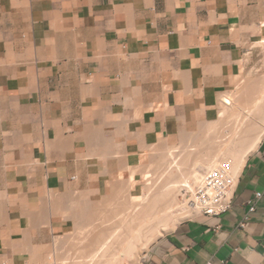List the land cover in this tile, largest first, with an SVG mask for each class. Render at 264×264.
Listing matches in <instances>:
<instances>
[{
	"label": "crops",
	"instance_id": "1",
	"mask_svg": "<svg viewBox=\"0 0 264 264\" xmlns=\"http://www.w3.org/2000/svg\"><path fill=\"white\" fill-rule=\"evenodd\" d=\"M251 112L257 134L264 0H0V264L141 199L150 152ZM208 261L264 264V136L232 208L180 221L141 264Z\"/></svg>",
	"mask_w": 264,
	"mask_h": 264
},
{
	"label": "bare ground",
	"instance_id": "2",
	"mask_svg": "<svg viewBox=\"0 0 264 264\" xmlns=\"http://www.w3.org/2000/svg\"><path fill=\"white\" fill-rule=\"evenodd\" d=\"M244 83H245V81H244ZM245 84L248 85L247 83H245ZM243 98L245 99V97H243ZM223 99H225V98L223 97ZM225 100H226V102H225ZM225 100L222 102L230 104L229 99H225ZM245 100H247V99H245ZM261 101L262 100H259L257 105H259V103H261ZM232 105L234 106V104H232ZM230 106L231 105H229V107ZM234 109L235 108H233V109L230 108V110H233L232 112H235ZM223 110H222V112H224ZM238 110H236V111H238ZM229 113L230 112H228V114ZM222 114L220 113V115L223 117ZM226 115H227V112H226ZM252 115H253V113L251 112L247 116H241L240 118H237V115H236L235 119H234V117H232V119H234V123L232 124V131L224 132L223 137H222V135L221 136L218 135L221 137V139L215 138L214 136H212L214 138L207 136L208 132L206 133V135H204L205 133L202 134V135H204L203 137L207 136V137H210V139H209L208 144H204V145L202 144L203 146L199 145L200 147L198 146V152L196 150L197 149L196 147L194 150L191 146H188V147H191L193 149V153H191V149L189 150L188 147H185L182 149L183 151L181 150L180 152H178L179 150L173 149L174 151L171 150L170 152H168V155L165 154L168 157L165 156V157H167V159L164 162H161V163H163L161 165V167H160V165H157L159 168L152 166V167H154V169L157 168L156 172H155L157 174V176L155 175V177H153L152 173L149 175L147 174L148 175L147 180L149 182L147 181L148 184L144 188V194L141 197V199L131 200L130 202H128L130 199H127L128 201L125 204V206L123 204V206L125 207V209L124 208L123 209L125 211L121 212L119 210L120 214L122 216L119 214V211H118V213L116 212L117 214H116V216H114L115 218H117V215L119 214L122 217V218H119V215H118L119 219H117V220L122 219L121 221H118V226H116V224L112 225L113 226L112 230L110 229V231H108V232H105L101 235L99 234L100 236L97 237V238H99V242L97 241L98 245L95 246L96 249L90 253L88 251L89 255L87 254L88 256H86L84 258V260L82 259V261H80L81 264L82 263L83 264H121L122 260L124 258H129L131 261L130 264H137L139 259H140L141 253L143 251H147V249L150 247V245L153 242H155L159 237H161L164 234L171 231L173 229V227L176 224H178L180 221L197 216L196 213H192L186 208V203H183V201L179 200V196L182 194L183 188H185L187 186L191 187L189 185L190 182L193 181L194 184H196L202 178V174L198 170V167H204L208 170L214 169L217 167H223L230 173L231 177L236 181L237 176L239 175V172L241 171L242 166H243L246 158L248 157L249 154H251L257 148L261 139L264 136V128L260 129L257 134H252V132H253L252 127H253V124L255 123L252 119ZM232 116H234V115H232ZM238 116H240V115H238ZM226 119H228V118H226ZM219 120H218V122H220ZM223 122H225V121H223ZM209 125H210V127L212 126L211 124H209ZM206 127H208V126H206ZM205 130H206V128H205ZM212 130L214 131V128L209 129V131H211V132H212ZM207 131H208V129H207ZM216 133H217V131H216ZM218 133L220 134L221 132H218ZM209 135H210V132H209ZM201 137L199 138L200 140H201ZM205 139H207V138H205ZM200 140H198V141H200ZM201 142H203V141H201ZM204 142H206V141H204ZM216 143H217V146H218V143H225V144H222L218 147L216 146L214 148L213 152H211L212 146H210V145L214 144V146H215ZM196 145H198L197 142H196ZM206 146H208V147L206 148ZM208 148H211V149H208ZM163 153H165V152H163ZM166 153H167V151H166ZM161 156L164 157L163 155H160V157ZM206 156H208L207 159H205V160H207V162H203V161H205L203 159V157L206 158ZM160 157H159V159H160ZM112 221L113 220L111 219V222ZM153 224H154V226H153ZM88 230L89 229H87V227H83V229H81V232L79 234H77L79 237L77 236L78 238H76V236H75V238L77 239L76 241L74 239L69 240L70 238H67L70 242L75 241L76 245H73L71 247V245H72L71 244L69 246V248H71V249H69L70 251L71 250L73 251L75 249L74 247H76L75 250L77 252L75 255L80 253L82 246L85 244L88 237L90 236V235H88V232H89ZM86 231H87V233H86ZM93 237L95 240L96 237L95 236H93ZM65 239L66 238H64V239L62 238V243L65 242V244L68 246L69 243L67 244L66 243L67 240H65ZM60 240L61 239H59L58 241H60ZM54 242H55V240H54ZM59 243H58L57 247L61 246L60 244H62V243H60V244ZM86 243H88V242H86ZM66 245L64 247H66ZM94 245H95V242H94ZM66 249H68V248H65V250ZM49 250H52V249L50 248ZM60 250L59 249L57 250L58 253L56 251L57 255L59 253H61V252H59ZM42 251H44V250H42ZM54 252H52V253H54ZM65 252L66 251H64L62 254H64ZM67 252H68V250H67ZM50 253H48L49 256H51V254H52V253L51 254ZM43 254L45 255L46 253L44 252ZM48 254H46L47 258H49V256H47ZM38 255L40 256L41 254H38ZM38 255H37V258L39 257ZM44 255H43V258H41L43 261H44V257H45ZM57 255L55 256V258H58ZM66 255H67V253H66ZM59 256L62 257L61 254H59ZM41 257H42V255H41ZM46 257H45V259H46ZM52 257H53V255H52ZM64 257H66V256H64ZM75 257H77V256H75ZM74 258H72V259L74 260ZM65 259L61 260L60 263L57 262L56 264H77L75 262H71V260L66 261L67 259L66 260ZM58 260H59V258H58ZM76 260L79 261L80 259L79 260L76 259ZM50 261L51 260L49 259V261H47V263L48 262L50 263ZM52 261H53V259H52ZM54 261H55V259H54ZM33 262H35V260Z\"/></svg>",
	"mask_w": 264,
	"mask_h": 264
},
{
	"label": "rangeland",
	"instance_id": "3",
	"mask_svg": "<svg viewBox=\"0 0 264 264\" xmlns=\"http://www.w3.org/2000/svg\"><path fill=\"white\" fill-rule=\"evenodd\" d=\"M227 117H229V116H227ZM232 118V117H231ZM231 118H229V119H227V120H225V122H221V123H217V124H214L213 126H212V129L214 128V131L212 130V132L210 133L212 136H214L215 138H220L221 139V135H222V137H223V133L224 132H230V131H232V123H233V120H231ZM220 127V128H219ZM216 128V129H215ZM228 128V129H227ZM216 131H217V133L218 132H221L220 134L218 133H216ZM213 133H216L215 135L213 134ZM218 135H220V136H218ZM201 136L203 137V135L201 134ZM200 135L198 136H195L194 137V139H195V141H194V139H191V141H189V143L187 144V146H191L194 150H195V147L197 148L196 150H197V152H198V146L200 145V146H202V143L203 142H201V141H203V139H205V137H201ZM201 137V140L199 139ZM213 137V138H214ZM198 140H200V141H198ZM196 142H197V144L198 145H196ZM201 142V143H200ZM222 144H225V143H218V146H220V145H222ZM186 145H185V143H183V144H181L180 146H178V147H175L174 149L176 150H179L178 152H180L182 149H183V147H185ZM199 146V147H200ZM210 146H212V149L211 148H208V149H211L212 151L211 152H213V150H214V148L217 146V143L215 144V146H214V144H211ZM217 146V147H218ZM191 147H188V149L190 150L191 149V153H193V149L191 148ZM208 146H206V148H207ZM174 151L173 149H170L169 151ZM183 151V150H182ZM160 153V152H159ZM157 151H152V152H150L149 153V155H150V160H149V162H147V164H145V166L142 168V170H141V177H142V179H141V181H142V183H141V186H142V189H144L146 186H147V184H148V182L147 181H145L144 180V175H145V173L146 172H148L147 174L149 175V174H151L152 173V175H153V177H155V175L157 176V174L155 173L156 172V169L157 168H155L154 169V167H157V165H160V163H161V158L159 159V157H160V154H159ZM207 157L208 156H206V158H204L203 157V159L205 160V159H207ZM160 160V161H159ZM160 162V163H159ZM203 162H207V160H205V161H203ZM152 166H154V167H152ZM198 170L201 172V174H202V172H204V170H206V168H204V167H198ZM154 173V174H153ZM147 175V176H148ZM157 178V177H156ZM147 182V183H146ZM161 185V184H160ZM179 200H180V198H179ZM125 201L124 202H120V203H116L110 210H108L109 212H111L112 214H110V215H106V216H99L98 217V222H97V224H92V225H90V227H87V229L89 228L90 230H88L89 232H88V235H90L89 237H88V239H87V241L86 242H88V243H86L85 242V244L82 246V249L80 250V253L79 254H77V255H75L76 254V247H74L75 249L71 252L69 249H71V248H69V246L71 245V247L73 246V245H76L75 244V241L77 240L76 238H78L79 236L77 235V234H79L80 233V231H81V228H78L77 230H75V231H73L72 233H69V234H65V235H55V237H54V240H56V239H58L59 240V238H66L65 240H67L66 241V243L68 244V246L65 244V242H63L62 243V240H60L59 242L60 243H62V244H60L59 242V244L61 245V246H59V247H56V245H55V243H54V240L53 241H51V243H49L48 245H46L45 247H43V250L45 251V253L47 254V253H50L51 251L52 252H56L58 249L60 250L59 252H61L60 254L62 255V257L61 256H59V254L57 255V253H58V251H57V253H55V256L57 255V257L59 258V260H58V258H55L54 256L52 257V252L50 253L51 254V256H50V260L52 261V259H53V263H60L61 262V260H64L65 258L67 259H65L66 261H70L71 260V262H75V263H77V264H81V262L80 261H82V259L84 260V258L86 257V256H88L89 255V253L90 252H92L93 250H95L96 249V247L95 246H97L98 245V242H99V238H97V237H99L101 234H103V233H105V232H108V231H110V229L112 230L113 229V226L112 225H115L116 224V226H118V221H121L122 219H120V220H117V219H119V218H122L121 216V214H120V211L122 212V211H125L124 209H125ZM123 204H124V206H123ZM124 208V209H123ZM120 210V211H119ZM118 211H119V214L121 215H119V218H118V215H117V218H115L114 216H116V214L118 213ZM117 212V213H116ZM114 217V218H113ZM196 217V216H195ZM194 218V217H193ZM111 219L115 222H111ZM105 220H108V222L107 223H105ZM117 222H116V221ZM110 221V222H109ZM120 223V222H119ZM112 226V227H111ZM115 226V227H116ZM153 226H154V224H153ZM114 227V228H115ZM92 229V230H91ZM94 229V230H93ZM97 229V230H96ZM99 231V232H98ZM101 231V232H100ZM78 232V233H77ZM86 233H87V231H86ZM94 234V235H93ZM100 234V235H99ZM67 235V236H66ZM73 235V236H72ZM66 236V237H65ZM69 236V237H68ZM75 236H76V238H75ZM78 236V237H77ZM93 236H95L96 238H95V240H94V237ZM58 237V238H57ZM72 237V238H71ZM56 238V239H55ZM67 238H70L69 240H75V241H69ZM89 240V241H88ZM91 240V241H90ZM98 241V242H97ZM94 242H95V245H94ZM97 243V244H96ZM155 243V242H154ZM94 246H93V245ZM66 245V247H64ZM152 245V244H151ZM151 245H150V247H151ZM57 246H58V244H57ZM88 248H87V247ZM90 246V247H89ZM64 247V248H63ZM85 249H84V248ZM149 247V248H150ZM51 248L52 250H49V249ZM63 248V249H62ZM65 248H68V249H66L65 250ZM149 248L147 249V251H143L142 253H141V255H140V259H139V261H138V263L137 264H141V262L143 261V258L146 256V254H147V252H148V250H149ZM47 249V250H46ZM57 249V250H56ZM73 249V248H72ZM67 250H68V252H67ZM50 251V252H49ZM64 251H66L64 254H62ZM87 251V252H86ZM88 251H89V253H88ZM83 252V253H82ZM66 253H67V255H66ZM86 253V254H85ZM46 254L44 255L45 257H46ZM88 254V255H87ZM72 255V256H71ZM64 256H66V257H64ZM75 256H77V257H75ZM74 258V260L72 259V258ZM80 257V258H79ZM62 258V259H61ZM64 258V259H63ZM32 259V260H31ZM36 259V257H34V256H31L30 257V262H27V263H24V264H41V263H47V261H49V258L47 259V261L46 260H42V259H40V260H35ZM54 259H55V261H54ZM76 259H80L79 261H77ZM35 260V262H33ZM58 260V261H57ZM50 261V262H51ZM77 261V262H76ZM49 263V262H48ZM131 263V261H130V259L129 258H124L123 260H122V263L121 264H130ZM83 264V263H82Z\"/></svg>",
	"mask_w": 264,
	"mask_h": 264
},
{
	"label": "built area",
	"instance_id": "4",
	"mask_svg": "<svg viewBox=\"0 0 264 264\" xmlns=\"http://www.w3.org/2000/svg\"><path fill=\"white\" fill-rule=\"evenodd\" d=\"M201 180V181H200ZM194 184L190 182L189 186L183 188L182 194L179 196L186 208L196 213L197 216L219 217L227 213L233 204V193L236 181L231 177L230 173L223 167L214 169H206L202 172V178ZM261 196L256 194V198ZM255 209L254 205L250 211ZM243 226V223H241ZM2 264H8L3 262ZM43 264H56L53 262ZM205 264H212L211 261Z\"/></svg>",
	"mask_w": 264,
	"mask_h": 264
}]
</instances>
